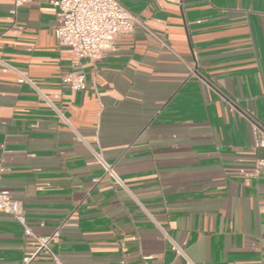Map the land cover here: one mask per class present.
I'll list each match as a JSON object with an SVG mask.
<instances>
[{
	"label": "crops",
	"instance_id": "obj_1",
	"mask_svg": "<svg viewBox=\"0 0 264 264\" xmlns=\"http://www.w3.org/2000/svg\"><path fill=\"white\" fill-rule=\"evenodd\" d=\"M54 1L0 0V189L27 224L63 264H264V0H120L138 22L95 62L57 44ZM34 246L0 212V264Z\"/></svg>",
	"mask_w": 264,
	"mask_h": 264
},
{
	"label": "built area",
	"instance_id": "obj_2",
	"mask_svg": "<svg viewBox=\"0 0 264 264\" xmlns=\"http://www.w3.org/2000/svg\"><path fill=\"white\" fill-rule=\"evenodd\" d=\"M24 0H15V8ZM54 4L61 13V24L55 28V38L61 47L71 49L75 61L87 59L98 61L104 52L113 47L115 39L124 33L130 32L138 22L137 18L120 2V0H55ZM18 82L33 83L22 72L17 71ZM63 83L73 90L86 88V76L83 72H68L61 77ZM37 88V87H36ZM38 89V88H37ZM55 108V107H54ZM56 111L62 116L59 109ZM256 133L255 145L264 147V130L254 125ZM77 140L83 137L74 131ZM91 152L107 177L116 187L126 189V185L117 171L114 169L98 149L91 148ZM257 170L264 167V157L256 162ZM93 178L92 182H97ZM0 212L11 215L23 229V234L35 240L34 249L30 254L24 255L20 264H29L39 253L47 254L52 264H63L59 256L52 250L51 243L60 235L59 228L49 234H37L27 224L26 215L22 203L9 191L0 189ZM164 232V230L160 227ZM172 248L179 254L183 249L170 240ZM138 264H162L152 263L146 258Z\"/></svg>",
	"mask_w": 264,
	"mask_h": 264
}]
</instances>
